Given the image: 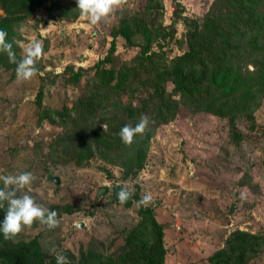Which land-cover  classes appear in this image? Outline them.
<instances>
[{
    "label": "rangeland",
    "instance_id": "1",
    "mask_svg": "<svg viewBox=\"0 0 264 264\" xmlns=\"http://www.w3.org/2000/svg\"><path fill=\"white\" fill-rule=\"evenodd\" d=\"M214 2L127 0L107 21L91 25L76 0H46L16 19L7 39L15 41L17 60L35 40L43 41L44 54L37 75L21 82L16 65L0 53V175L31 172L36 179L28 194L60 222L48 229L36 221L17 240L37 239L46 256L63 254L72 262L92 244L105 260L117 258L131 231L142 233L139 249L149 240L152 227L141 211L151 208L163 225L164 264H264V95L253 110L237 114L179 105L173 119L152 131L145 165L133 172L96 156L65 154V160L64 149L83 150L86 142L75 136L56 142L89 81L104 69L137 67L146 47L159 53L158 62L183 55L185 18L203 19ZM141 77L110 92L108 102L118 96L123 106L141 105L151 89ZM166 89L173 92L171 80ZM97 124L91 137L111 134L103 112ZM121 188L133 192L129 204L118 202ZM145 193L150 205H137Z\"/></svg>",
    "mask_w": 264,
    "mask_h": 264
},
{
    "label": "trees",
    "instance_id": "2",
    "mask_svg": "<svg viewBox=\"0 0 264 264\" xmlns=\"http://www.w3.org/2000/svg\"><path fill=\"white\" fill-rule=\"evenodd\" d=\"M45 1L0 0V30L11 33L16 19ZM185 21L189 49L183 55L158 62L159 53L146 47L137 62L139 67L137 64V67L118 73L104 69L94 82L87 83L94 86L88 88V93L83 94L69 110L68 117L62 119L68 130L56 141L66 144L71 136H75L77 141L86 142V148L64 149L63 156L79 159L96 156L108 164L137 171L145 165L152 131L173 119L179 105L222 115L248 112L259 105V99L264 95V0H215L203 19L185 18ZM122 34L127 35L126 32ZM140 76L151 88L147 97L141 99V105L123 106L118 96L115 103L108 102L110 92L124 88ZM168 80L174 85L171 94L166 89ZM176 95L180 98L176 99ZM149 109L151 117H148L146 131L137 135L131 146H125L118 135L120 129L129 124L135 126L142 115L148 116L145 112ZM99 112L105 114V122L111 131L102 140L99 135L94 138L90 135L96 132ZM124 149L133 151L124 154ZM70 152L76 155H69ZM6 210L0 209V222ZM141 214L151 225L153 236L142 248L136 244L143 239L140 229H136L128 235L127 245L117 258L107 257L105 260L92 244L89 249L81 250L78 261H68L69 264H164L160 253L163 225L154 220L151 208L142 210ZM0 264H57V260L44 254L37 239L28 242L16 237L5 240L0 233Z\"/></svg>",
    "mask_w": 264,
    "mask_h": 264
},
{
    "label": "clouds",
    "instance_id": "3",
    "mask_svg": "<svg viewBox=\"0 0 264 264\" xmlns=\"http://www.w3.org/2000/svg\"><path fill=\"white\" fill-rule=\"evenodd\" d=\"M127 0H76L77 9L80 15L91 25H97L108 18ZM8 33L0 30V53L8 56L9 62L16 65L15 72L18 81H29L37 75L36 62L44 54L43 41L35 40L23 50L22 58L17 60L13 51L15 41L7 39ZM149 125L147 116L142 115L135 125L123 126L118 135L125 146H131L137 135H142ZM103 128L105 127L102 125ZM36 177L31 172H20L16 174L0 175V208L7 206V210L2 222H0V233L5 240H14L24 227L30 228L32 224L39 221L48 229L59 226L57 212L38 204L35 199L28 194ZM27 190V191H24ZM23 192L24 194L18 195ZM118 202L126 204L133 196V192L128 188H121L116 194ZM152 201L150 193H145L140 200L136 201L139 206L147 207ZM54 251V250H53ZM57 264H69L63 254L56 256Z\"/></svg>",
    "mask_w": 264,
    "mask_h": 264
}]
</instances>
